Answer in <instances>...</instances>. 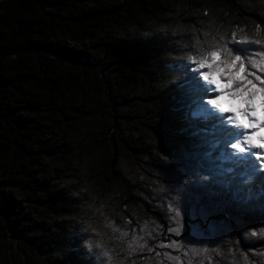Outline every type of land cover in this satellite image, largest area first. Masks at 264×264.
<instances>
[{"label": "trees", "instance_id": "1", "mask_svg": "<svg viewBox=\"0 0 264 264\" xmlns=\"http://www.w3.org/2000/svg\"><path fill=\"white\" fill-rule=\"evenodd\" d=\"M239 29L264 43V0L3 5L0 264H100L97 245L128 264L109 224L150 215L186 148L162 65ZM258 204L241 205L246 218ZM231 242L246 253L260 239Z\"/></svg>", "mask_w": 264, "mask_h": 264}, {"label": "snow or ice", "instance_id": "2", "mask_svg": "<svg viewBox=\"0 0 264 264\" xmlns=\"http://www.w3.org/2000/svg\"><path fill=\"white\" fill-rule=\"evenodd\" d=\"M219 40L221 43L211 50L187 57L189 63L183 64L184 81L177 84L181 91L177 102L182 112V127L178 132L185 136L189 145L183 155L195 165L194 174L198 176L195 181L198 190L185 189L182 208L172 209L177 228L168 231L177 234L181 211L191 220L197 213L207 217L234 205L253 200L264 202V87L257 88L246 76H254L262 84L264 79L255 72L239 77L236 72L243 64L242 54L247 53L252 44L260 45L261 41L238 43L233 40L230 48L223 43V37ZM253 55L260 59L249 56L248 64L252 69L264 72V52ZM236 84L239 86H234ZM258 93L260 116L256 111ZM222 97L228 98V108L222 106ZM233 103L236 106H232ZM249 231L251 235H257L255 229ZM260 232L264 233V228ZM194 236L193 232H188L185 238L191 241ZM209 243H215V240ZM169 247H176V242ZM197 251L192 249L193 257ZM206 251L199 249V252ZM104 255L108 256L107 251Z\"/></svg>", "mask_w": 264, "mask_h": 264}, {"label": "rangeland", "instance_id": "3", "mask_svg": "<svg viewBox=\"0 0 264 264\" xmlns=\"http://www.w3.org/2000/svg\"><path fill=\"white\" fill-rule=\"evenodd\" d=\"M9 2L10 0H0V10L3 5H7ZM233 40L238 43L256 41V39L253 40L246 36L241 29L233 31L232 39L224 44L231 48ZM192 50L197 55L201 53L197 47H193ZM259 52H264V43L252 44L248 47L247 53L242 54L243 64L236 69L238 77L246 76L247 72H255L256 75L264 79V72L252 69L248 64L249 56L256 60L260 59L258 55H253ZM187 63L189 61L162 65L172 73L173 88L179 96L176 102L181 98V91L177 88V84L184 81L183 64ZM233 66L236 67L235 63ZM246 79H252L257 88L264 87V84L255 80L254 76H246ZM234 86L238 87L239 85ZM177 109H180L179 103H177ZM178 117L179 126L176 128V134H178L179 140L186 144V148L185 150L179 149L175 172L171 175L170 182L166 186L167 189H163L159 193L161 196L158 201H155L153 212L150 215L141 216L132 213L128 220L110 223L111 234L107 237L118 238L123 253L122 259L128 264H264V233L260 232V229L264 228V223H260V221H264V202L259 201V212L255 213L256 215L252 218L245 217L246 212L242 210L241 205L218 210L215 214L207 217L197 213L191 220L181 211L179 234L175 231H168L169 228H177L172 209L182 208L185 189L188 191L198 190L195 186V181L198 179V176L194 174L195 165L183 155L188 150V141L178 132V129L182 127L181 111L178 113ZM204 174L200 173L199 175ZM189 225L191 227H188ZM250 229H255L257 235H251ZM188 232L195 234L191 241L185 238ZM233 236L241 241H246L249 238L250 240L260 239V242L256 243L258 248L246 253L236 252L232 248L231 238ZM210 240H215V243H209ZM174 241L176 247H169ZM99 246L97 245L96 252L100 256V264H116L114 255ZM193 248L198 250L195 257L192 255ZM201 248H205L207 251L199 252ZM51 250L57 252L58 248H51ZM105 251L108 256L104 255ZM72 252L76 254L77 247H74Z\"/></svg>", "mask_w": 264, "mask_h": 264}, {"label": "bare ground", "instance_id": "4", "mask_svg": "<svg viewBox=\"0 0 264 264\" xmlns=\"http://www.w3.org/2000/svg\"><path fill=\"white\" fill-rule=\"evenodd\" d=\"M216 78L221 84H223V81L220 79L219 76H217ZM221 104H222V106L224 108H228L230 106L227 97H222ZM232 106H236L235 103H233ZM256 111H257V115L260 116L261 115V108H260V103H259V96H257V108H256ZM258 134H262V133L258 132Z\"/></svg>", "mask_w": 264, "mask_h": 264}, {"label": "water", "instance_id": "5", "mask_svg": "<svg viewBox=\"0 0 264 264\" xmlns=\"http://www.w3.org/2000/svg\"><path fill=\"white\" fill-rule=\"evenodd\" d=\"M11 2H12V0H10V2H9L7 5H10V4H11ZM7 5H5V6H7Z\"/></svg>", "mask_w": 264, "mask_h": 264}]
</instances>
